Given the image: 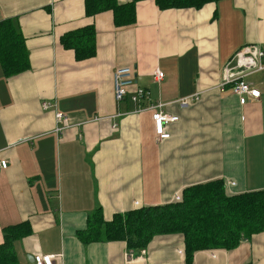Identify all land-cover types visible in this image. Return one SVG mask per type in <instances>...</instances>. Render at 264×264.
I'll return each instance as SVG.
<instances>
[{
	"label": "crops",
	"instance_id": "1",
	"mask_svg": "<svg viewBox=\"0 0 264 264\" xmlns=\"http://www.w3.org/2000/svg\"><path fill=\"white\" fill-rule=\"evenodd\" d=\"M5 19L23 35L30 61L9 78L0 68V160L8 162L0 172V244L2 228L29 223L30 234L14 243L19 264L36 255H60L56 264H186L179 234L134 251L122 241L85 243L79 231L98 208L109 221L217 179L228 195L264 191V72L245 79L260 92L245 105L220 88L237 51L258 45L264 52V0L164 11L144 0L136 23L119 28L111 11L87 17L84 0H0ZM88 25L96 55L76 61L60 37ZM118 67L135 73L130 93L148 90L150 103L176 119L168 139L157 138L153 111L136 112L128 97L115 102ZM43 102L55 107L44 110ZM55 112L70 127L57 132ZM191 264H264V232L231 251H198Z\"/></svg>",
	"mask_w": 264,
	"mask_h": 264
},
{
	"label": "trees",
	"instance_id": "2",
	"mask_svg": "<svg viewBox=\"0 0 264 264\" xmlns=\"http://www.w3.org/2000/svg\"><path fill=\"white\" fill-rule=\"evenodd\" d=\"M144 0L119 3L117 0H84L85 15L93 17L111 11L115 27L136 23V4ZM160 11L201 9L220 0H153ZM60 44L72 50L76 61L96 55V30L88 25L60 37ZM0 68L9 78L30 68L25 39L12 19L0 21ZM28 222L2 228L0 264H19L14 250L17 240L29 235ZM264 232V191L228 195L222 180L186 187L178 202L137 207L114 214L105 221L98 208L87 217L79 231L85 243L122 241L129 250L142 251L156 236L181 235L185 263L191 264L194 253L203 250L235 249L243 239Z\"/></svg>",
	"mask_w": 264,
	"mask_h": 264
},
{
	"label": "built area",
	"instance_id": "3",
	"mask_svg": "<svg viewBox=\"0 0 264 264\" xmlns=\"http://www.w3.org/2000/svg\"><path fill=\"white\" fill-rule=\"evenodd\" d=\"M123 1V0H121ZM264 52L258 45H247L237 51L229 62L225 65L221 73L220 88L228 87L233 95L238 99L240 105H245L249 98L257 100L260 96L258 89L253 87L245 79L256 73L264 72V64L262 59ZM163 78V73L159 70H155L153 73V79L159 83ZM136 76L132 68L130 67H118L113 72V87H114V100L121 103L126 97L130 99L132 103L137 105V111H153L151 118L154 124V130L159 140L169 138V134L165 131L166 126L172 123L176 119L165 113L160 109L163 105L160 102L151 104L150 92L146 89L136 87L133 93L129 92V88L136 85ZM184 103V101L182 102ZM55 107L53 103L43 102L42 108L47 110L51 107ZM55 119L60 127H57V132H62L68 127V119L55 112ZM98 118L94 119L97 121ZM8 167L6 160H0V172ZM233 185V183H231ZM226 187V185H225ZM181 199V195H175L173 201L178 202ZM138 206V202L135 203ZM182 253V250H179ZM60 255H36L33 257V264H56L55 260Z\"/></svg>",
	"mask_w": 264,
	"mask_h": 264
},
{
	"label": "rangeland",
	"instance_id": "4",
	"mask_svg": "<svg viewBox=\"0 0 264 264\" xmlns=\"http://www.w3.org/2000/svg\"><path fill=\"white\" fill-rule=\"evenodd\" d=\"M161 141V140H160Z\"/></svg>",
	"mask_w": 264,
	"mask_h": 264
}]
</instances>
